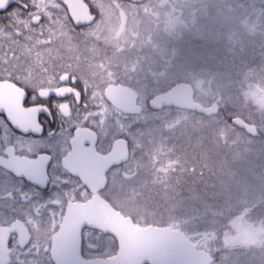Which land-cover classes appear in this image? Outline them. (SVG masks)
Here are the masks:
<instances>
[{"label": "rangeland", "instance_id": "374dc122", "mask_svg": "<svg viewBox=\"0 0 264 264\" xmlns=\"http://www.w3.org/2000/svg\"><path fill=\"white\" fill-rule=\"evenodd\" d=\"M100 12V21L87 32L91 40L77 42L75 46V58H92L91 66L89 64L91 75L83 73V76L78 77L84 84H95L100 78L104 80L101 84L116 83V72L112 69L115 66L107 68V64L100 65L95 61L98 56L106 53L107 48L111 49L110 54L117 55L119 60L134 51L144 54L150 52L160 55V59L164 60L169 55V40L175 33L189 34L211 44L222 41L236 28L241 29L245 35L262 33L264 36V0H149L139 6L101 7ZM175 81L155 78L136 89L139 104L144 112L139 118L141 149H155L161 146L181 122L186 125V113L172 112L171 109L151 111L147 108V99L159 91L158 88H150L148 84H171ZM191 84L198 103L204 106L216 104L223 112L221 115H224L228 108L234 110L237 116L254 125L258 134L260 132L262 138L257 139L245 135L231 124L223 128V132L227 134L224 140L229 142L228 146L232 149L228 162L230 179L227 182L232 185L233 192L240 196V200L236 199L235 204H255L264 199V162L260 164L259 169L251 167L245 170L250 160L246 156L264 157V90L252 88L250 85L230 93L225 92V85H222L214 74L196 75ZM142 168L140 163L139 169ZM130 171L131 169H128L126 179L131 177ZM255 173L258 174L255 176ZM113 202L124 212L138 210L137 204L124 196ZM140 225L147 224L141 222ZM189 228L191 233L183 232L198 249L216 259L214 264H264L263 215L243 214L224 224L194 223ZM99 237L93 232L85 233L86 254L95 255L98 247L93 241H99ZM106 240L108 247L100 251L103 252L101 255L110 256L115 251V245L109 238ZM22 254L17 255L11 264H38L29 257V252Z\"/></svg>", "mask_w": 264, "mask_h": 264}, {"label": "trees", "instance_id": "16d2710c", "mask_svg": "<svg viewBox=\"0 0 264 264\" xmlns=\"http://www.w3.org/2000/svg\"><path fill=\"white\" fill-rule=\"evenodd\" d=\"M169 42V55L164 60L160 59V55L139 51L128 53L126 58L119 60L107 48L106 53L95 61L100 65L107 64V68L114 65L115 82L134 89L147 85L155 78L191 83L196 75L214 74L225 85V92L250 85L264 90L262 33L245 35L236 28L216 44L189 34L175 33ZM172 84L148 85L162 91ZM233 111L228 108L221 115L223 112L220 110L212 118L182 112L187 114L186 125L181 122L161 146L142 148L140 163L143 168L138 170L136 178H130L124 184V197L136 203L138 210L124 212L119 207L118 210L130 214L138 223L172 226L187 234L191 233L189 227L194 223L224 224L243 214L264 216V199L255 204L237 206L235 200L240 196L227 182L230 179L228 162L232 149L224 140L226 133L223 128L230 124L232 117L237 116ZM256 138H262L260 132ZM246 157L250 160L245 170L251 167L259 169L264 162V157ZM96 235L100 236L99 241L95 239L93 243L96 242L97 253L100 254L101 249L108 247V241L107 237Z\"/></svg>", "mask_w": 264, "mask_h": 264}, {"label": "flooded vegetation", "instance_id": "af4514ba", "mask_svg": "<svg viewBox=\"0 0 264 264\" xmlns=\"http://www.w3.org/2000/svg\"><path fill=\"white\" fill-rule=\"evenodd\" d=\"M68 1L73 6L78 5L75 0ZM81 1L88 7L89 13L94 16L93 22L88 25H75L63 0H18L17 3L6 9L8 13H11L12 9L20 10L21 4L25 5L22 10L23 14H17L13 17L14 22L9 20V16L5 12H0V53H2L0 60L9 61V64L4 66L5 70L0 71V76L5 77L3 81H0V105L12 110L14 115L34 111L20 109L21 92L7 79L9 74H13L15 78L33 86L42 83L45 91L58 90L68 94L66 100L71 104L70 111L74 109L75 113L78 114L76 115L77 128L79 129V138L83 140V151L78 157L70 161V171L74 175H71L69 179L72 185H78L82 181L90 191L84 199H81L80 193H77L73 199L71 186L64 185V188L68 189L67 195L69 196L64 209L65 213L70 204L89 201L94 196L93 189L100 186L102 187L96 191V194L100 199L108 201L114 209L118 210V206L113 201L123 198L124 182L138 176L142 150L139 141V118L144 113L143 108L138 114H124L105 99L104 90L111 84H101L104 81L101 78L100 82L95 81V84H84L83 80L78 79L79 76L84 75L83 73L85 75L90 73L91 75L89 69L92 58L85 56H82L81 60H78L77 57L79 56L75 58V46L77 42L91 40L87 32L100 21L102 17L101 7L139 6L149 0L141 2L130 0ZM227 1L247 2L250 0ZM4 2L6 0H0V3ZM37 16L40 17L39 22H35ZM17 32L20 34L17 35ZM0 66L3 65L0 64ZM62 79H67L68 83L61 86ZM134 90L136 91V89ZM77 94L80 100L78 107L73 102V97ZM117 142L122 143L117 147L114 159L123 158L126 149L127 160L115 163L104 171L108 165L103 157L112 153ZM128 169H131V177L126 179L125 176L129 173ZM8 190L6 185H0V196H3ZM54 211L56 212L58 230L61 211L59 209ZM17 217L21 221L24 220L19 198L15 202L9 199H0V228H9V226L19 228L18 231H11L9 235L6 254L9 264L14 261L17 255L21 256L25 252H29V257L38 264H49V262L53 264L50 249L52 237L57 230H53V222L48 213L45 212L42 217L26 226L23 223L19 226L14 225L12 222ZM86 232L100 234L89 229L83 230V258L93 259L114 255L116 246L114 253L110 256L101 255L103 252L98 254V250L95 255L86 254L84 250L87 245ZM105 237L109 238L115 245V241L111 237ZM37 248L40 249L39 252H37ZM45 248H48V252L43 251Z\"/></svg>", "mask_w": 264, "mask_h": 264}, {"label": "snow or ice", "instance_id": "6c2138e0", "mask_svg": "<svg viewBox=\"0 0 264 264\" xmlns=\"http://www.w3.org/2000/svg\"><path fill=\"white\" fill-rule=\"evenodd\" d=\"M17 2L18 0H6L0 3V12H5L10 21H13L15 15L23 14V4L20 10L12 9L11 13L6 11ZM39 20V16L35 17V22ZM0 64L3 65L0 66V71H4V66L9 61L3 59ZM4 79V76H0V81ZM7 79L21 92L20 109L34 111L14 115L12 110L0 105V185H6L9 189L0 199L15 202L19 198L24 220L15 218L12 223L16 226L21 223L30 225L47 212L52 219L53 230L56 231L57 217L54 210L59 209V229L62 232L67 223L64 209L69 200L68 189L64 185L71 186L73 199L77 193L84 199L90 191L82 181L78 185H72L69 179L74 175L70 171V161L83 151V140L79 138L77 128L78 114L74 109L70 111L71 104L66 100L68 94L58 90L45 91L42 83L33 86L15 78L13 74H9ZM66 83L68 80L62 79L60 85ZM73 102L79 106L78 94L73 97ZM8 230L18 231L19 228L9 226ZM4 243L7 244L6 239ZM39 251L37 248V252ZM43 251L48 252V248ZM63 251H68L67 245Z\"/></svg>", "mask_w": 264, "mask_h": 264}, {"label": "water", "instance_id": "95a60500", "mask_svg": "<svg viewBox=\"0 0 264 264\" xmlns=\"http://www.w3.org/2000/svg\"><path fill=\"white\" fill-rule=\"evenodd\" d=\"M72 1V0H71ZM78 5H71L63 0L70 17L75 25H88L94 20L88 7L81 1L75 0ZM79 1V2H78ZM141 2L143 0H130ZM246 1V0H232ZM105 99L124 114H138L142 107L138 104V93L131 87L123 84H111L104 90ZM147 107L153 111L175 109L191 112L211 118L219 114L216 104L204 106L195 100V89L188 82H175L167 89L158 92L148 99ZM230 124L243 131L250 137H257V128L241 117L235 116ZM114 145L112 153L103 157L108 167L115 163L127 160V151L124 146V156L118 160L117 147ZM124 144V143H123ZM102 186L93 189L94 196L85 203H73L66 209L67 223L62 232L58 228L52 237L50 249L53 264H213L214 258L207 252L198 249L187 235L178 228L170 226L140 225L134 220L114 209L111 204L100 199L96 194ZM0 264H9L6 257L9 239V228H0ZM84 229L97 231L109 236L115 241L116 251L110 257L85 259L82 256V232ZM68 251H63L64 246Z\"/></svg>", "mask_w": 264, "mask_h": 264}]
</instances>
